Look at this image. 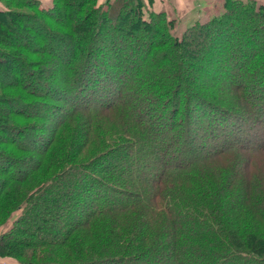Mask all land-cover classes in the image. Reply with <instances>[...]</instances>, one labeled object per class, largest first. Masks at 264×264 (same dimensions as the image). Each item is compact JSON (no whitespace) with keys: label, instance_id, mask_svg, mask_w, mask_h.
<instances>
[{"label":"trees","instance_id":"16d2710c","mask_svg":"<svg viewBox=\"0 0 264 264\" xmlns=\"http://www.w3.org/2000/svg\"><path fill=\"white\" fill-rule=\"evenodd\" d=\"M153 1L0 0L10 264H264V0Z\"/></svg>","mask_w":264,"mask_h":264},{"label":"rangeland","instance_id":"374dc122","mask_svg":"<svg viewBox=\"0 0 264 264\" xmlns=\"http://www.w3.org/2000/svg\"><path fill=\"white\" fill-rule=\"evenodd\" d=\"M44 3L48 0H41ZM105 0H99L103 3ZM195 0H154L156 9L163 8L166 11L168 18H171L175 22L173 32L177 35L182 33V30L191 23L192 19L199 18L205 20L212 15L219 13L222 9V0H206L205 8L200 6ZM196 3V4H195ZM196 8V9H195ZM195 9V12L193 10ZM19 215V212H15L7 224L0 226V232L7 230L12 226V221ZM2 264L13 263V260L9 258H0Z\"/></svg>","mask_w":264,"mask_h":264},{"label":"crops","instance_id":"0c3cea01","mask_svg":"<svg viewBox=\"0 0 264 264\" xmlns=\"http://www.w3.org/2000/svg\"><path fill=\"white\" fill-rule=\"evenodd\" d=\"M194 2H196V3H198L200 6H204V8H205V5H206V0H195ZM195 3V4H196Z\"/></svg>","mask_w":264,"mask_h":264}]
</instances>
